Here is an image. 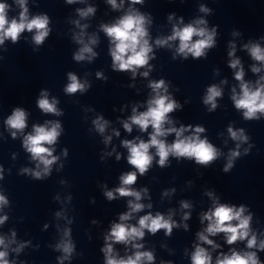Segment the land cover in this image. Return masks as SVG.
Returning <instances> with one entry per match:
<instances>
[{
  "label": "clouds",
  "instance_id": "obj_1",
  "mask_svg": "<svg viewBox=\"0 0 264 264\" xmlns=\"http://www.w3.org/2000/svg\"><path fill=\"white\" fill-rule=\"evenodd\" d=\"M69 4L76 2V0H67ZM131 4H140L143 0H130ZM20 8L22 9L19 14V19H8L7 11L8 5L0 3V45H2L5 39H11L14 43L19 39V36L25 30L32 32L35 30L33 41L36 45H40L44 42L45 38L49 34L47 16H35L31 19L28 17V8L26 6V0H17ZM108 3L112 5L114 9L122 7L117 4V0H108ZM202 12H207L208 9L201 7ZM81 17H86L95 12V9L88 7L86 10L78 9ZM172 17L170 16L169 19ZM146 17L136 11L134 8H129L128 13L122 16L116 23L112 25H102V30L111 39L114 45L110 49V54L113 60V68L118 71H131L135 75L138 68L148 65L149 54L152 52V46L149 43V33L145 27L147 23ZM78 24V21L76 22ZM204 20L195 21V25L188 24L183 28L173 27V34L166 39H157L156 45L164 46L169 41L179 40V47L177 52L187 58L188 54H191L194 58H199L205 55V49L211 48L214 45L215 29L211 32L205 27H199V25L205 24ZM84 27H87L86 25ZM193 37H199V39L193 41ZM78 43L83 47L74 55V59L82 61L85 59L91 60L96 53L93 52L90 44H95L97 41L93 37L89 43H84L83 33L75 37ZM249 49L251 56L257 60L264 62V49L258 44H253L250 47L245 45ZM86 54H88L86 56ZM229 55H233L232 52ZM240 64L238 59H234L230 63V67L236 68ZM258 68H253V72H258ZM70 83L65 88V92L72 94L77 91H84L85 84L79 82L76 75L69 73ZM100 76V73H97ZM144 76L148 75V72L143 73ZM243 70L236 72L235 78L241 81V95L238 97L235 95V89H233L232 99L237 109L244 110L245 119H258L257 113H264V84H259L258 87L253 90L248 83L243 82ZM264 80V77L261 78ZM154 98L148 101L147 111L135 114L136 110L133 109V116L130 118L131 123L125 122L123 127L125 130L131 132V125H138L142 131H146L149 126L152 127L153 132L150 135L148 142L141 140L139 143L133 141H124L123 144L129 150L128 163L134 166L141 175H143L152 163L153 157L149 153L150 148L156 149V154L159 156V165L164 167L170 155L175 157H186L194 159L197 164L208 165L214 161L219 155L218 150L207 141V139H200L199 134L204 132L203 127L197 126L194 130V134L191 136H184V132L188 129L181 126L179 129L175 127L165 128V123H172L168 118V114L176 110L180 105L176 101L170 99L168 95L162 93L167 92V86L164 80L158 82H152L150 84ZM207 96L204 99L205 104H210L211 109L216 108V98L221 96V90L216 86H211L207 90ZM57 101L53 99L49 101L47 93L43 92L41 98L38 100V106L44 113H53L59 115V111L56 108ZM51 127L36 125L33 129V134H29L24 139V147L31 153L34 160H37V168H40L42 164L44 167L42 171H35L33 176L36 179L42 178V175H47L50 172L51 165L56 161L57 157L53 156V149L46 147L45 145L55 144L57 137L60 135V124L58 122H49ZM6 124L10 129L18 131L23 130L26 127V113L23 109L17 108L13 111V114L8 117ZM97 131L103 133L107 126V121H104L102 117H98L94 121ZM191 128V126H189ZM228 132L232 139L247 141V137L244 135L243 130L234 131L229 127ZM170 133H175L176 139L172 144H167L165 140L160 137H165ZM116 135H119L117 132ZM12 136H16V132H12ZM111 137H107L106 141ZM239 145H237V148ZM247 152V150H245ZM66 154V152H65ZM240 155L239 151H233L230 154L228 164L225 166L224 171L227 172L232 167L233 159ZM119 159V156L117 157ZM25 172L28 170L25 169ZM137 176L135 172H129L121 177L122 186L115 189L120 196H132L136 201L141 199V193L130 189L129 185L136 182ZM109 200L114 199L113 191H107L105 193ZM211 196L212 194L209 193ZM7 203L6 198L0 195V205ZM190 205L187 202H182L183 208H188ZM131 211L129 213L120 216L121 221H127L131 217L132 212L140 211L144 208L143 204L129 202ZM151 207V205H149ZM246 209L244 206L236 208L235 206H229L227 204H217L213 210L205 213L202 217L203 220L209 221V224L205 231L212 236L217 233L226 234V242L229 245L234 244L238 240L247 239V248L252 249L257 247V238L253 234L249 237L250 232V220L251 215L245 216ZM59 215V213L57 214ZM7 217L0 218V224L4 222ZM184 219H188V215L185 214ZM233 221L238 223L233 224ZM139 226H129L125 223H116L112 226L108 236L105 237L106 242L112 241L114 243L128 244L130 241L138 238H143L144 229L155 234L160 229H165L166 234H171L172 229L176 226L172 221L171 216L168 219L159 213L153 217L151 214L145 215L139 219ZM187 227V225H185ZM15 235V233H13ZM69 232L65 231V236H68ZM200 241L211 245L213 248L218 247L213 240L208 238L203 232L198 233ZM0 246H5V241L0 237ZM139 249L142 247L140 244L133 245ZM23 247V245H21ZM59 248L66 254L62 259H67L73 251V245L70 241H65ZM259 249L264 250V241L260 242ZM15 251H19L15 249ZM105 253V264H141L142 261H153L154 257L151 252L136 251L134 256H129L127 259L115 258L113 252L112 243H106V246L102 249ZM7 251H0V264H9V261L5 258ZM192 264H212V257L209 252L199 245L196 246L194 253L192 254ZM216 264H260V261L255 252H244L243 254L232 251L231 255H223V258H217Z\"/></svg>",
  "mask_w": 264,
  "mask_h": 264
}]
</instances>
